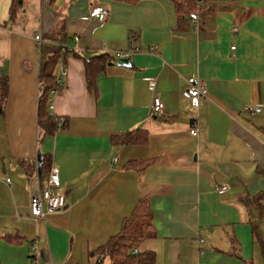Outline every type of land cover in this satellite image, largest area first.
I'll return each mask as SVG.
<instances>
[{
    "label": "crops",
    "instance_id": "0c3cea01",
    "mask_svg": "<svg viewBox=\"0 0 264 264\" xmlns=\"http://www.w3.org/2000/svg\"><path fill=\"white\" fill-rule=\"evenodd\" d=\"M197 1L181 20L171 0H25L11 22L12 0H0V264H32L35 240L43 264H111L99 251L126 221L149 216L156 237L140 251L157 264H264L242 200L264 193V0ZM97 6L109 11L103 22L90 18ZM62 45L75 51L50 103L66 125L44 137L40 77L57 78ZM118 53L131 54L130 67ZM103 57L90 90L85 64ZM191 77L207 83L198 107L183 96ZM45 157L68 207L36 221L30 201L47 181Z\"/></svg>",
    "mask_w": 264,
    "mask_h": 264
},
{
    "label": "trees",
    "instance_id": "16d2710c",
    "mask_svg": "<svg viewBox=\"0 0 264 264\" xmlns=\"http://www.w3.org/2000/svg\"><path fill=\"white\" fill-rule=\"evenodd\" d=\"M122 1V0H121ZM129 3H136L141 0H123ZM176 5L180 19L184 20L187 16H192L198 7L197 0H171ZM25 0H12L10 7V21L14 22L17 15L23 11ZM112 59V58H111ZM110 59L108 57L96 58L86 62L85 69L87 73L88 88L93 90L96 85V78L101 73ZM42 70L40 77V96L38 110V127L42 131L44 137L52 136L58 130L61 124L60 118H57L51 113L50 99L51 92L58 89L56 78L51 77ZM60 89H58L59 91ZM8 95V77L0 75V116L4 114L5 101ZM129 135L122 139L121 142H130ZM115 143L120 140L114 139ZM38 166V165H37ZM35 164L26 165V171L31 175L35 174L37 167ZM42 166L48 171L51 169V158L45 157ZM246 205L250 218V225L253 230L254 240L260 244L264 258V241L260 237V221L264 218V193H259L254 196H247L242 199ZM156 237L155 227L152 223L151 216L146 217L144 222L134 224L131 219L126 221L122 226L120 233L112 237L108 244L105 245L98 255H103L109 258L111 264H157V256L153 251L141 252L140 248L143 242ZM137 251V253H134ZM99 258V257H98Z\"/></svg>",
    "mask_w": 264,
    "mask_h": 264
},
{
    "label": "built area",
    "instance_id": "2783aa9c",
    "mask_svg": "<svg viewBox=\"0 0 264 264\" xmlns=\"http://www.w3.org/2000/svg\"><path fill=\"white\" fill-rule=\"evenodd\" d=\"M109 11L104 6L94 7L90 11V18L99 20L100 22L105 21L108 17ZM78 40V38H75ZM35 40L38 45H41L43 42V38L41 35H36ZM151 49H154L151 48ZM75 48L69 47L67 45H62L59 50L57 56L61 61L60 71L56 78L57 87L60 88L63 86V81L68 75V68L65 65V56L67 54L74 53ZM130 53H118V57L120 59L128 58ZM149 88L155 92L156 79L151 78L148 80ZM58 90H53L51 94H56ZM207 93V83L205 80L198 77H191L186 81V86L183 90V96L186 99H189L194 107H198L202 98L206 96ZM51 102V99H50ZM53 104H50V109L52 110ZM165 111V104L161 98L160 94L155 93L153 102H152V112L154 115H160ZM250 112L258 113L260 112V108L257 107L255 109L249 108ZM64 121V120H62ZM191 135L196 136L198 134V130L193 128L190 131ZM117 159L113 160V163H116ZM10 180H8L9 182ZM228 190L227 186H223L219 193L224 194ZM68 207L66 200V191L61 186L59 179V170L58 167L52 165L49 171V175L47 181L44 186L35 189L31 196L30 201V211L32 218L36 221H42L47 218L48 215L53 213H57L65 210ZM39 243L35 240L30 247V256L32 257V264H43L39 258ZM137 253V251H134Z\"/></svg>",
    "mask_w": 264,
    "mask_h": 264
},
{
    "label": "water",
    "instance_id": "95a60500",
    "mask_svg": "<svg viewBox=\"0 0 264 264\" xmlns=\"http://www.w3.org/2000/svg\"><path fill=\"white\" fill-rule=\"evenodd\" d=\"M117 64H118V66L130 67L131 66V60H130V58L119 59Z\"/></svg>",
    "mask_w": 264,
    "mask_h": 264
},
{
    "label": "rangeland",
    "instance_id": "374dc122",
    "mask_svg": "<svg viewBox=\"0 0 264 264\" xmlns=\"http://www.w3.org/2000/svg\"><path fill=\"white\" fill-rule=\"evenodd\" d=\"M142 222H144V220L143 221H140L139 223H142ZM262 222H263V224H262L263 230L262 231H263V236H264V218H263V221Z\"/></svg>",
    "mask_w": 264,
    "mask_h": 264
}]
</instances>
